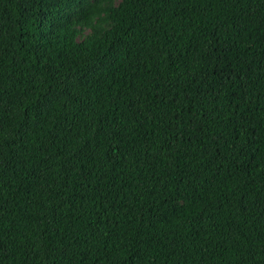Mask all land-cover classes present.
<instances>
[{
    "label": "trees",
    "instance_id": "obj_1",
    "mask_svg": "<svg viewBox=\"0 0 264 264\" xmlns=\"http://www.w3.org/2000/svg\"><path fill=\"white\" fill-rule=\"evenodd\" d=\"M0 264H264V0H0Z\"/></svg>",
    "mask_w": 264,
    "mask_h": 264
}]
</instances>
